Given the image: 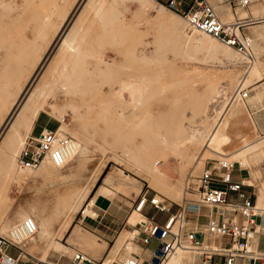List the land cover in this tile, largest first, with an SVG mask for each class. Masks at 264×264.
Wrapping results in <instances>:
<instances>
[{"label":"bare ground","instance_id":"obj_1","mask_svg":"<svg viewBox=\"0 0 264 264\" xmlns=\"http://www.w3.org/2000/svg\"><path fill=\"white\" fill-rule=\"evenodd\" d=\"M28 1L32 2V0ZM53 1L54 2L51 3L47 1L51 6V11L48 10L50 13H44L45 11L42 12L39 10L41 11L40 16V12H37L36 9L34 10V12L36 11L38 13H36V15H39L40 18L38 19L35 15H31L33 16V20L29 18L31 20L30 24L34 21L31 28L32 35L26 36L23 35V31L22 33L16 31V34H14L15 28H13V26L18 17V13L16 14L18 3L16 0H0V133L4 125L8 122V127L7 129L5 128L6 132L0 143V159L5 152L11 150V156L8 157L10 164L4 168V176L8 180L11 172H13L18 175L19 182L24 181L28 184L36 182L38 178H43L49 183H58L59 181L70 179L68 175H72L76 172L75 170L78 171L77 185L69 192H65L63 195L61 194L62 196H58L54 203V209H52L55 216L63 217V220L59 223V232L55 234L56 238H53L57 248L63 249L60 242L61 232L68 229L75 214L81 210L82 201L84 203L87 193L91 192V189L95 186L102 172L104 165L100 168L96 167L97 169L93 171L89 186L82 182L85 180H82L83 173L89 170V166H85V163L87 164L91 155L90 153L98 149L101 155L105 156L110 154L109 152L111 150L108 149L115 148V145L111 142V138L107 139V137H105V139H100L101 144H98L95 138L89 136V132L86 131L84 134H79L77 129H73L70 135L75 140L76 147L73 155L63 167H55L49 160H45L43 163L47 164H42L37 170L18 171L15 167V157L22 147L24 137L32 132L41 112L57 118L60 123L58 127V133L60 134H67L66 131L69 125L64 122L66 116H71L72 121L75 122L77 119H80V117L84 118L86 116L87 113L82 112L85 97L90 91H85L86 87H97V80L100 84H103L104 82L112 81L114 77L104 76L101 78L95 75L96 72L103 71L104 69L107 70L108 73L113 72L115 74L113 83L116 86L113 92V99L116 110L113 113L111 112V114H108L105 109L101 110V114L107 121L105 123L106 129L119 136L115 141L116 154H112L110 159L124 165V167H133V172L141 178L154 182L159 180L160 183L172 184V179L167 177L162 171L152 173L143 172L141 170L143 167L142 161L145 156L153 154L154 149L152 146H156L157 150H160L161 153L166 154L179 164H187L186 162H189V164L191 163L192 171L198 163L203 164L207 152L218 155L220 151L226 150L230 153L222 155V157L229 158L230 160L236 156H244L245 153L253 150L255 151L256 149L264 150V136L261 137L256 133L254 121L249 116L248 110L241 98V93L244 92V90L237 86L238 89L236 93H231L232 88L235 87V81L238 79L236 74L234 75L231 73L232 71H226L227 75L224 76L222 81L208 84L206 89L202 91L196 88V82H191L187 92H184L183 88H185L186 85L178 79L173 80V77L178 74L179 70L170 69L161 64L156 66L158 62H169V55H173L174 59H176L182 54L184 55L187 53L186 51L191 50L193 52L208 51V59L218 60L221 64H226L234 68L241 59L234 51L216 43L214 41L215 39H211L212 36L209 37L210 35L199 33L195 30H193L192 36L190 35L191 37L187 36L189 34L186 32L188 27H185L179 17L176 16V18H178L176 19L177 25L171 26V31L174 33L172 38L173 49L171 52H162L161 46L156 44L153 50H148L149 52L144 49L139 54L135 52L126 53L128 51L124 53L123 47L119 48L118 36L112 33L115 28L111 24L118 20V15H111L108 10H104V8H106V0L92 1L88 7L89 11L86 7L87 12H84V17L82 15V18H85V13H89V15H87V20L84 19V21H87V24L84 22V24L82 23L80 26H78V24L77 28L74 30L71 28L73 31L71 33L67 31L69 35L67 34L68 36L61 41V58L59 59V56H56V58L60 60L58 62H60L61 67L65 65L73 67L72 71L75 72V74L63 76L64 82L52 85L51 82L54 76L58 79L62 78V75H57L56 73L58 71L63 72L60 68L54 69L53 73L51 72V79H45L42 83L40 82V84L31 89L24 100L21 101L24 93L23 89L34 76L37 63L42 62V55L44 52L47 54V51L56 43L70 15L69 9L75 4V0H73L69 7L67 6L68 4H66L67 7H65L62 6V4L59 5L56 3L55 0ZM62 1L67 3L66 0ZM124 1L136 3L138 8L147 4L146 0ZM24 3L29 4V2ZM45 3L46 0L43 4ZM49 5L48 7H50ZM46 6L43 5V7H40L39 5L38 7L41 9L44 7L46 8ZM27 7L29 6L27 5ZM21 9L23 10V8ZM24 9H26V6ZM70 10L73 9L71 8ZM26 15L27 14H25V16ZM28 16H30V14L27 15V17ZM54 16L58 19L57 21L53 19ZM152 17L153 19H158L159 15L154 12ZM28 21L26 22L27 25H29ZM35 21H37V24H35ZM77 23H79V21ZM94 24L99 25L102 32L101 35L99 33L100 36L97 35L95 37L94 34V37H92L89 35V33H93L91 31L94 30ZM262 26L264 25L256 27L254 29L253 38L249 39L250 45L252 43L256 51L254 58L248 60L240 54L243 59L251 63L250 75L253 80L261 77L258 71V65L264 62V29ZM178 27H182L184 30L181 31ZM49 29L52 31L50 35L47 34ZM97 32L95 33L97 34ZM108 44L118 48L116 55L123 52L126 58L121 61V59L117 60L116 56H112L111 58L107 57L109 55L106 56L103 47ZM219 54L221 58H219ZM76 71L80 74L77 75ZM167 71H171L170 74H168ZM25 73L28 74L26 75ZM45 74V76H47L48 72ZM82 74H87L89 77L86 78ZM43 76L44 75L41 77ZM224 81H228V83L222 85ZM240 82L243 83V78H240L239 83ZM56 87H59L63 91L61 100H57V97L55 98L53 95V90ZM177 88L181 90L177 92ZM91 89L93 90L94 88ZM230 89L231 94L229 95L228 91ZM261 93L262 91L255 97L259 98ZM184 96H189V98L191 97L193 100L194 107L191 112H188L185 108V103L183 101ZM153 97L161 98V115L169 119V122L165 123V125H161V123L154 124L152 119H154L155 116H153L154 110L152 108L148 110V114L146 115L150 121L147 122L144 120L146 117L141 116L144 112L143 110L147 107L148 99ZM50 98H52V101H49ZM153 100H155V98ZM187 100L188 99H186V101ZM106 104L107 101L102 100L98 107L105 108ZM220 104H222V107L218 108ZM94 108L95 107H93V109ZM96 111L98 112L97 109ZM154 129H156V132L154 133L153 131V133L150 134ZM127 134L133 137H124ZM146 134L152 136L158 135L159 137L158 139L148 138ZM137 137H139L140 140L138 145L133 142ZM256 137H258V139ZM200 145L202 147V149H200V154L195 156V151ZM108 160L109 159H107V162ZM72 165L82 166L84 168L73 169L69 174H64L63 170ZM123 173V171L118 169L115 172H108L105 174L102 178V184L99 187L97 186L94 190L95 194L91 199L92 203H94V199L97 195L106 194V187L109 186L119 187L129 192L131 188L128 182L130 181ZM11 180L12 179H9V181ZM186 195L190 194L186 193ZM185 198L187 197L185 196ZM256 205L264 206V188L261 186L257 187ZM256 208L260 210V212L264 211L257 206ZM34 210L30 211V209L28 210L22 207L14 218L18 223L12 224L5 232L7 234L11 227L20 224L25 218H33L37 225V232L26 241L30 242V247H34L36 238L40 241L46 238L49 239V237H51L50 230L52 228L51 217L44 216L45 218H42V216L36 214ZM88 211L89 207L85 208L83 215L88 213ZM54 215L52 219L55 218ZM139 216L140 214L135 212L127 221L128 225L134 227ZM75 230V233H77L78 229L76 228ZM134 231L135 229L133 231L123 230L116 242V248L123 244L128 237H132ZM72 234H74V232ZM219 240L221 239L219 238ZM83 241L85 243L89 242L88 238L87 240L83 238ZM192 249L193 248L184 246L179 247L165 264H192L194 262V257L188 255V251H194Z\"/></svg>","mask_w":264,"mask_h":264},{"label":"rangeland","instance_id":"obj_2","mask_svg":"<svg viewBox=\"0 0 264 264\" xmlns=\"http://www.w3.org/2000/svg\"><path fill=\"white\" fill-rule=\"evenodd\" d=\"M44 1L43 0H32V2H31L28 0L27 1L26 0H16V2L18 3V8L16 10V14L18 13L17 14L18 17H17V20H15V25L13 26V28H15L14 34H16V31H19L21 33L23 31V35H26V36L32 35L31 34L32 33L31 28H32V25L34 24V21L31 24H30V21L33 20V16L35 15L36 18L38 17V19H39L41 16V11L42 12L45 11L44 13H50L51 6L49 5V3L54 2L53 0H51V1L46 0V3L43 4ZM47 1L48 2L50 1V2L48 3ZM69 1H70V3H69ZM92 1H94V0H87V1L86 0H75L74 1V3H75L74 6L70 7V9L72 8L73 10L69 9L70 15L68 17L67 22L64 25L63 31L61 32L60 36L58 37V39H57L56 43L53 45V47L47 51V54H45L46 52H44V54L42 55V58H43L42 62L37 63V65L35 67L37 69H35V74L32 77L31 81L29 82L30 84L29 83L26 84L27 86H25V88L23 89L24 93L22 95L21 101H23L24 98L26 97V95L28 94V92L31 89H33L35 86H38V84H40V82L42 83L45 79H49V78L51 79V75H52L54 69L60 68L63 72L58 71L56 73L57 75H62V78L58 79L57 77L54 76V78L52 79V82H51L52 85H54V84L57 85L61 82H64L63 76H69L71 74H75V72L72 71L73 67L67 66V65H65L64 67L63 66L61 67L60 62H58V61H60L59 59L61 58L60 57L61 56V47L60 46L62 43L61 41H63V39L69 35L68 32L71 33L74 29H76L78 24H79L78 26H80V24L82 25V23L84 24V22H85V24H87L86 20L88 18L87 15H89V13H87V14L85 13V16H86L85 18H82V15L84 14V12H87V9L90 6V4L92 3ZM106 1H107V3L105 4L106 8H104V10H108L111 13V15H113V14L118 15L117 16L118 20L111 24L115 28L112 31V33L118 36V39H119L118 43L120 46L119 48L123 47L124 53L126 51H128L126 53L135 52L136 54H139L144 49H146V51L149 52V51L154 49L156 44L161 46L162 52H171V50L173 49L172 38L174 36V33H172V31H171V26L177 25L176 19H178V18H176V16L179 17L180 21L183 22L185 27L189 28L183 13L179 14V13L172 12V11L168 10L167 8H165V6L156 5V4L152 3L150 0H146L147 4H145L141 8H138L136 3H133L130 1H124V0H106ZM183 1L185 3L187 2V0H183ZM24 2H29V4L24 3ZM55 2L58 3L59 5L62 4V6H65V7L68 6L69 7L71 2H73V0H66L67 3L63 2L62 0H58V1L55 0ZM32 3H34V4H32ZM42 4L44 6H46V4H47V6H46L47 10L45 7L40 9L41 6L43 7ZM66 4H68V5L66 6ZM27 5L29 7H27ZM35 5L36 6L40 5V7H38V6L36 7ZM48 5L50 7H48ZM25 6H26V9H24ZM86 7H87V9H86ZM21 8H23V10ZM29 9L30 10L32 9V10L30 11ZM35 9L37 12H40L39 13L40 16L36 15L37 12L36 11L34 12ZM85 9H86V11H85ZM39 10H41V11H39ZM48 10H50V11H48ZM88 11H89V9H88ZM154 12L158 13V15H159L158 19H153L152 16H153ZM25 14H27V15L30 14V16L27 17V15L25 16ZM78 14H80V15H78ZM31 15H33V16H31ZM228 15L230 17V13ZM83 17H84V15H83ZM53 19L55 21L58 20L56 18V16H54ZM81 19H82V21H81ZM84 19H86V20L84 21ZM27 21L29 22L28 23L29 25L26 24ZM78 21H79V23H77ZM224 22H228V18ZM21 23H22V25H21ZM35 24H37V21H35ZM96 25L97 24L93 25L94 30L91 31V32H93V33H91L92 35L89 33V35L92 37H94V34H95V37L97 35L100 36L102 34V32L99 28V25H97V26ZM259 26H257V27H259ZM262 27L264 29V26H262ZM188 28L186 29V32L189 33L187 36L191 37L193 30L190 28L188 29ZM25 29H27V30H25ZM96 29L98 30V32ZM178 29L181 31L184 30V28H182V27H178ZM95 32H97V34ZM51 33H52V31H51V29H49L47 34L50 35ZM99 33H100V35H99ZM209 37H211V36H209ZM211 39H215V38L211 37ZM214 41L216 43H218L219 45H221L222 47H226L228 49H231L241 58L240 61H238L236 67H234V68L231 66L229 67L226 64L225 65L221 64L218 60L208 59V56H207L209 54L208 51H195V52H193L191 50L186 51L187 53H185L184 55L182 54L179 58L177 57L176 58L177 60L174 59L173 55H169L168 56L169 62H167V61H163L162 63L158 62V63H156V66L161 64V65H164L170 69L179 70L178 74L173 77V80L178 79L180 82H182L186 85L185 88H183L184 92H187L188 87L191 85V82H196V88L198 90H201V91L205 90L206 87L208 86V84L218 83V82L222 81L224 76L227 75L226 71H229V72L232 71L231 73H233L234 75L236 74V76H238V79L235 81V85H234L235 87L232 88V91H231V89L228 91L229 95L233 92L236 93V90L238 89V87H241L242 90H244L245 92H248V90H246V89L249 86H252V85L256 84L257 81L264 79V62H262L258 65V71H259L261 77L253 80L251 75H250L251 63L248 60L243 59L241 57V55L236 50L221 44L216 39ZM121 44H122V46H121ZM251 45L253 48V53L255 55L256 51L254 49V46L252 43H251ZM124 47H125V49H124ZM117 49H118L117 47L111 46L109 44L105 45L103 47V51H105L106 56L109 55L107 57L111 58L112 56H116L117 60H119V59H121V61L124 60V58H126V56H124L123 52L120 53L121 55L120 54L116 55ZM56 56L57 57L59 56L58 57L59 59H57ZM219 58H221L220 54H219ZM54 59L57 61H55ZM50 63H51V65H50ZM49 67H50V69H49ZM51 67H52V69H51ZM44 70H46V71H44ZM43 71H44V73H43ZM46 72H48L47 76H45ZM167 72H168V74H170L171 71H167ZM76 73H77V71H76ZM79 74L80 73H77V75H79ZM42 75H44L45 77L44 76H43L44 78L41 77ZM82 75H84L86 78L89 77V75H87V74H82ZM95 75L100 76L101 78H103L104 76H112V77L114 76V77H113L112 81L104 82L103 84L102 83L100 84V82L97 80L96 81L97 82L96 85H98L97 87H95V86H91L90 88L86 87L85 91L90 90L89 91L90 94L88 92L87 96L85 97L82 112L87 113L89 117L86 114V116L84 118L80 117V119H77L75 122V121H72L71 116H66L64 122L67 123L69 126L67 127V131H66L67 134H65V135H68L71 137L70 134L72 133L73 129H77L78 131L77 130L76 131L79 134H84L87 131V132H89L88 133L89 136L92 138H95V140L97 141L98 144H101L100 139H105V137H107V139L111 138V142L114 143L115 148H116L115 141H116V139H118L119 136L115 135L112 131H109L108 129H106L105 123L107 121L104 119L103 115L101 114L102 109L107 110L108 114H111V112L113 113L116 110L115 105H114V99H113V92H114L115 86H116L113 83L114 78H115V74L113 72L108 73L107 70L103 69V71L96 72ZM42 78H43V80H42ZM240 78L241 79L243 78V83L242 82L239 83ZM227 83H228V81H226V82L224 81L222 83V85H226ZM237 84H239V85H237ZM100 87H101V89H100ZM253 87H255V86H253ZM91 88H94V89L92 90ZM156 88H159V87H156ZM173 90H175V89H173ZM180 90H181L180 88H177V92ZM91 91H93V92H91ZM230 91H231V93H230ZM259 92H261V91H257L255 96H257V94ZM252 94L253 93L248 92V97L246 99L247 101L243 100V103L245 104V107L247 108L249 116L251 118H252V116L249 112L248 106L251 107L250 104H252L253 102H255L254 105L260 104L262 101V98H260V97L256 98L255 97V100H253L251 102L250 97L252 96ZM53 95L55 96V98L57 97V100H61V98L63 96L62 89H60L59 87L54 88ZM154 98L156 101L153 100ZM186 99H188V100L186 101ZM102 100L107 101L105 108L98 107ZM49 101H52V98H50ZM183 101L185 103L186 110L188 112H191L193 107H194L193 100L191 99V97L189 98V96H184ZM160 102H161L160 97L159 98L153 97V98L148 99L147 107L143 110L144 112L141 114V116L147 118L146 115L148 114V110H151V108H152L154 110L153 116H155L154 119H152L154 124L155 123H161V125H165V123L169 122V119L167 117L161 115V109H160L161 103ZM247 102L249 103L248 106H247ZM261 105L257 106V108H258L257 110H259L260 112L259 113L257 112L255 114V116L260 115L262 112H264V109H263L264 104H261ZM92 106L95 108L93 109ZM84 107H86L87 109ZM221 107H222V104H220V106L218 108H221ZM252 107H253V105H252ZM96 109L98 110V112L96 111ZM48 111H49V109H48ZM93 112H96V113H93ZM90 114H91V116H90ZM146 118L144 120H146L147 122L150 121L149 118H147V119ZM59 125H60V123L58 122L57 118L49 116V115L41 112L39 120L35 123V126L33 127V129H35V135H38L39 132L41 131V129H43V128H46L49 130H56V129H58ZM7 127H8V122L4 125V127L0 133V143L2 142L1 140H3L2 138L4 137V134L6 132ZM155 130L156 129L152 130L150 132V134L153 133V131L155 133L156 132ZM263 136H261V137H263ZM124 137L129 138V137H133V136L127 134ZM139 137H137L136 139L133 140V142L137 145L140 142ZM146 137L158 139L159 136L158 135L152 136V135L146 134ZM256 138L258 139V137H256ZM0 147H1V145H0ZM152 147L154 149L153 154L145 156L144 160L142 161L143 167L141 168V170L143 172H152V173H157V172L162 171L163 173H165L167 175V177L172 179V184L174 186L172 184H167V183H162V182L160 183L159 180H157L156 182L151 180L152 181L151 182V181L146 180L144 178H141L140 176L135 174L132 170L133 167H124V165H121L117 162H114V160L110 159V156L112 154H116L115 152L117 150L115 148H113V149L109 148L108 150H111L109 152L110 154H107L105 156H102L101 152L98 149H96L98 151H96V150L92 151L90 153L91 155L88 159L89 162L87 161V164L85 163V166L86 165L89 166V170L83 173L82 180L83 179H85V180L82 182L86 183L87 186H89V184L91 182V176L93 175V171H95L97 168H100L101 166L104 165L102 172L99 175L97 182L95 183V186L93 189V194H94V190H95V187H96L98 181H100L99 185H101L102 184V178L108 172H115L119 169V170L124 172L123 173L124 176L127 177L130 181V182H128L129 186L131 188V190L129 192H126L119 187H116V188L111 187V188H108V190L105 194V196L110 197L113 200V202L116 204V208H115L116 210H118L119 212L124 210L127 213L126 219L124 220L123 224L120 226L119 232L115 235V238L111 242V246L115 243V240L119 236L120 232H122L123 230H127V231H129V230L133 231L134 230L133 228H131L127 224V220L132 214L135 213V211H134L135 201H136L137 197L140 196L145 190H149L148 198H150V196H157L156 199L158 201L163 202V200H164L165 204H172V207H171L172 212H174L177 209V204H181L184 201L185 196L187 198H193V199L197 200V196L186 195L185 184H186V181L189 180V178H190L191 183L196 182L197 178L200 176V174L202 172V169L204 167V164L206 163V160H215V159L226 160L229 163H235L236 164L235 168H237V167L244 168L243 172H240L239 170L236 169L235 172L232 174V180H233V182H239L241 180V178H243V177L247 178L245 180V182L248 183L250 186H252L248 190L252 191L254 193L255 199H257V187L261 186L264 188V150L256 149L255 151L253 150V151L245 153L244 156H236L234 158H231L230 160H229V158L227 159L225 157H222V155H226L227 153H230L226 150L220 151V153L218 155L213 154L212 152H207L206 158H205L203 164L198 163L197 164L198 166L196 165L192 171L191 163L189 164V162H186L188 165L187 164H179V163L173 161L171 158H169L166 154L161 153L160 150H157L156 146L155 147L152 146ZM200 149H202L201 145L198 146V149L195 151V156L200 154V151H201ZM11 153H12L11 150L8 152H5L0 159V231L5 230V231L0 232V234L5 236L6 235L5 232L8 230V228L12 224L18 223L17 221H15L14 218H15L16 214L19 213V211L21 210L22 207L26 208L28 210L30 209V211H33L35 209L34 212L36 214H39V216L41 215L42 218L44 216L45 217L50 216L51 217L50 218L51 223H52L51 230L56 229V231H58L59 225H60L59 223H61V221L63 220V217L62 216H55L53 214L52 209H54V203H55V200L58 196H62L65 192H69L70 190H72L76 186V179L78 178V176H77L78 171L75 170L76 172H74L72 175L71 174L68 175V176H70V179L63 180V181H61L62 183L60 181H59L60 183L59 182L58 183L57 182L49 183L47 180H44L43 178H38L36 180V182L29 183V184L25 183L24 181L19 182L18 175L16 173H13V172H11L10 178H9L12 180L9 181V179L7 180L4 176V168L9 166V164H10V160L8 157L11 156ZM107 159H109L108 162H107ZM42 164H47V163H42ZM65 169H67V170H65ZM65 169L63 170L64 174H69V172H71L69 167L68 168L66 167ZM83 177H86V178H83ZM176 188L179 189V194H177ZM141 190H142V192L140 193ZM93 194H91L87 199H85L84 203L82 201L81 210L75 214L73 220L71 221V227L77 226V227H80L82 229L88 230L85 226L87 221H89V219L86 215H90V216H92V215L91 214L83 215V211L85 210V207H86L88 201L91 199ZM190 194L195 195V193H190ZM256 206L259 209L264 210V206H262V205H256ZM31 208H33V209H31ZM93 209H95V207ZM93 209H91V211H94L96 213V211ZM89 210H90V208H89ZM148 214H150V215L154 214L158 221H164L167 217V213L155 212L154 209L144 210L141 215H143L144 217H148ZM13 215H14V217H13ZM53 215H54V217H55L54 219L56 221L54 219H52ZM261 215H263V214H261ZM6 218H12V219L6 220ZM97 219H99V218L97 217ZM257 221L259 222L261 220L258 219ZM143 223H144V221L141 224H143ZM263 230L264 229H262V226H260L258 228V231H257L260 234L259 233L252 234L251 239L249 241L250 248L252 251H259V247L252 249L251 245L254 243L253 241L255 239H257L258 241H260L262 239V234H264ZM53 235L54 234L51 232V234H50L51 237H49V239L46 238L48 241L46 239H43L40 241L36 238V240L34 241V243H35L34 247H30V242H25L20 247L25 249V245L26 246L29 245L30 248L27 250L28 253H34L36 251H41L42 257H43L42 259H44V256L46 255L47 252L51 251L56 256V260L54 261V264H62L61 259H59V258L61 257V255L66 254L67 251L65 248L59 249L56 247L55 241L53 239V238H56V235H54V236ZM131 238L134 239V237H131ZM44 240H45V242H44ZM206 241H207V239H206ZM128 243L129 242L126 241L124 243L123 247H126ZM134 243L136 245L140 244V243H137V241H134ZM219 243H220L219 238L215 236V241L213 244L217 245ZM183 246L192 248L191 246H188L187 244H184ZM152 247H153V244H151V246H149V249H151ZM77 248L80 251L86 253L85 250H83L81 247H77ZM262 251H264V249H262ZM195 254L196 253L194 251H191V252L188 251V255H192V257H194V259L196 258ZM67 256L70 257L71 252H69L67 254ZM146 256H147V254L144 255V257H146ZM113 260H114V258L112 259V261ZM105 264H108V263H105Z\"/></svg>","mask_w":264,"mask_h":264},{"label":"built area","instance_id":"obj_3","mask_svg":"<svg viewBox=\"0 0 264 264\" xmlns=\"http://www.w3.org/2000/svg\"><path fill=\"white\" fill-rule=\"evenodd\" d=\"M150 1L172 12L183 13L190 29L212 36L248 60L253 58L249 39L238 33L239 25L222 22L206 0H191L186 11L180 8L179 0ZM235 3L244 7L248 0H235ZM247 95L248 92L244 91L241 98L245 100ZM75 147L72 137L58 133V129L43 128L38 135L30 134L24 138L15 157V167L18 171H34L45 160L55 167H63L73 155ZM234 165L226 160H206L196 182L191 183L189 178L185 184L186 193H195L197 200L191 204V201L184 199L173 213L156 199L157 196L148 198V190L138 196L134 206L136 213L142 214L148 204L155 212L169 213L164 222L152 215L145 217L143 224L132 227L137 231L134 240L137 243L143 246H148L152 241L157 243L143 264H165L184 244L191 246L196 253L192 264H264V251H252L249 243L252 234L257 233L260 227L257 220L263 216L256 208L254 193L248 190L252 186L245 182L247 178L233 182ZM87 207L94 208L91 199ZM203 209L206 210L205 215ZM190 216L194 219L206 218L202 230L190 228ZM36 232V222L27 217L11 227L5 236L0 234V264H14L21 257L20 246ZM210 235L221 239L217 248L209 247L206 243ZM7 249H16L19 252L17 259L8 256ZM105 260H93L80 251H73L71 256L72 264H105ZM114 264L141 263L136 254H129Z\"/></svg>","mask_w":264,"mask_h":264},{"label":"crops","instance_id":"obj_4","mask_svg":"<svg viewBox=\"0 0 264 264\" xmlns=\"http://www.w3.org/2000/svg\"><path fill=\"white\" fill-rule=\"evenodd\" d=\"M206 1L211 5L216 15L222 22H224L228 18V22H224V23L239 25L238 33L240 36H244L248 39L253 38L255 27L259 25H264V0H248L247 5L244 7L236 5L235 0H206ZM190 2L191 0H187L186 3L183 0H179L180 8L183 11H186L188 9ZM229 13H230V17L228 16ZM251 49L253 53L252 46H251ZM253 58H254V53H253ZM246 90H248V92L250 93H253L252 96L250 97L251 102L255 100L256 92L262 91V93L260 94L261 95L260 98H262L261 103L254 105L255 102H253L252 104H250L251 107H249L248 106L249 103L247 102V106L252 116V119L254 121V127L256 129V133L259 136L260 135L263 136L264 135V112L256 116L255 114L257 112L258 113L260 112L259 110H257L258 109L257 106L264 104V79L257 81L256 84L249 86ZM39 117L40 115L38 116L37 121L39 120ZM31 134L35 135V129L32 130ZM235 165H234V172L236 169L239 170L240 172H243L244 168H240V167L235 168ZM69 168L70 170H73V169H83L84 167L72 165ZM76 185H77V179H76ZM111 187H115V186H109L106 188L108 190V188H111ZM93 189L94 187L91 189V192L87 193L85 199H87L91 194H93ZM142 190L140 191V193L142 192ZM176 190H177V194H179V189L176 188ZM93 195L92 197H94ZM190 195L197 196L196 194L195 195L190 194ZM96 197L94 199L95 209H93L96 211V213L94 211H91L90 209L88 213L86 214H91L92 216L84 214L89 219V221H87L85 225L88 230L82 229L77 226L71 227V224H70L67 230H65L64 232L63 231L61 232L60 242L63 248H65L67 251L66 254L61 255V257L59 258L61 259L62 264H72L71 256H72L73 251H80L77 247H81L83 250H85L86 253L82 251L80 252L84 253L89 258L93 260H105L106 259L105 263H108V264H110L111 262L119 263L120 260L128 256L129 254H136L139 257V263L143 264L142 262L148 260L152 251L156 248L157 243L155 241H152L148 246H143L142 244L136 245L134 243V240H135L137 231L135 230L134 235L132 236L134 237V239H132L131 237H128V239L125 240V242L126 241L129 242L126 247H123L125 242L117 248L115 246L122 232H120L119 236L115 240V243L111 246V242L115 238V235L119 232L120 226L123 224L124 220L126 219L127 213L124 210H122L121 212L116 210L115 209L116 204L113 202V200L110 197L105 196V194L104 195L99 194ZM151 197L153 196H150V198ZM185 199L191 201V204L195 200L193 198H185ZM163 203L170 209V212L173 213L171 211L172 204H165L164 200H163ZM178 205L180 204H177V208H178ZM148 209H153V208L148 204V206L145 207V210H148ZM202 213L203 215H205L206 210L203 209ZM261 214L264 215V212H261ZM132 215L128 218V220L132 217ZM152 215L154 214H151V215L148 214V217ZM168 216H169V213H167V217ZM97 217L99 219H97ZM12 218H6V220H9ZM260 220L261 221H259V225L262 226V229H264V216ZM143 221L145 222V217L140 214V217L137 218V222L135 226L137 224H141ZM164 221H161V222H164ZM189 223H190V228L202 230V226L206 223V218L202 216L201 218L194 219V217L190 216ZM130 227L132 228V226ZM76 228L78 229L77 233H75ZM50 232H52L55 235L57 232H59V230L58 231H56V229L50 230ZM73 232L74 234H72ZM83 238L86 240L88 238L89 242L85 243L83 241ZM214 241H215V236L210 235L207 237V244L209 247L215 248L219 245V244L214 245L213 244ZM253 242L254 243L251 245L252 249L259 247V251H262V249H264V234H262V239L260 241L255 239ZM151 244H153V247L149 249V246H151ZM29 248H30L29 245L28 246L25 245V249L21 248V251H22L21 257L19 256L18 259L17 257H18L19 252L16 249H7L6 254L10 256L12 259H17L14 264H54V261L56 260V256L51 251L47 252L46 255L44 256V259H42L43 257H42L41 251H36L34 253H28L27 250ZM69 252H71L70 257L67 256ZM145 254H147L146 257H144ZM113 258L114 260L112 261Z\"/></svg>","mask_w":264,"mask_h":264},{"label":"trees","instance_id":"obj_5","mask_svg":"<svg viewBox=\"0 0 264 264\" xmlns=\"http://www.w3.org/2000/svg\"><path fill=\"white\" fill-rule=\"evenodd\" d=\"M99 182H100V181H98V183H97L96 187H97V186H99ZM96 187H95V188H96Z\"/></svg>","mask_w":264,"mask_h":264}]
</instances>
